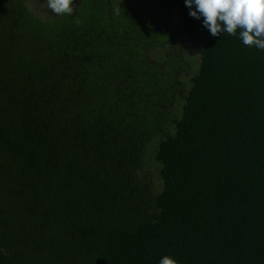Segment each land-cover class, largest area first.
Instances as JSON below:
<instances>
[{
  "label": "trees",
  "instance_id": "1",
  "mask_svg": "<svg viewBox=\"0 0 264 264\" xmlns=\"http://www.w3.org/2000/svg\"><path fill=\"white\" fill-rule=\"evenodd\" d=\"M147 1L0 0V264H264V50Z\"/></svg>",
  "mask_w": 264,
  "mask_h": 264
},
{
  "label": "clouds",
  "instance_id": "2",
  "mask_svg": "<svg viewBox=\"0 0 264 264\" xmlns=\"http://www.w3.org/2000/svg\"><path fill=\"white\" fill-rule=\"evenodd\" d=\"M193 18H203V26L215 37L226 32L236 35L248 47L264 50V0H184ZM48 9L56 15H72L73 0H46ZM159 264H177L164 256Z\"/></svg>",
  "mask_w": 264,
  "mask_h": 264
},
{
  "label": "rangeland",
  "instance_id": "3",
  "mask_svg": "<svg viewBox=\"0 0 264 264\" xmlns=\"http://www.w3.org/2000/svg\"><path fill=\"white\" fill-rule=\"evenodd\" d=\"M77 0H73V3H75ZM140 1V0H139ZM142 1V0H141ZM138 2V0H137ZM40 6H44V9L45 10H49L48 7H47V4H46V0H38L37 2ZM148 3V7L149 5L151 4V0L147 1ZM174 12H172L171 14L173 15ZM171 14H169L171 17H173ZM163 16V17H162ZM159 17H162V19H164V14L162 12H160V15ZM174 18V17H173ZM171 20V19H170ZM181 43V42H180ZM184 46H186V50L189 52V54L193 57H197V52L199 51V49L195 46H192L189 42H185Z\"/></svg>",
  "mask_w": 264,
  "mask_h": 264
}]
</instances>
